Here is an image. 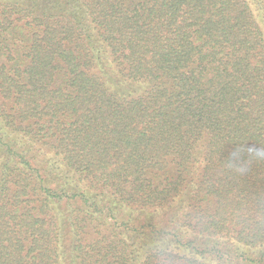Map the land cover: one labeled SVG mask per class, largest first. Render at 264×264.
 I'll use <instances>...</instances> for the list:
<instances>
[{
    "label": "trees",
    "instance_id": "obj_1",
    "mask_svg": "<svg viewBox=\"0 0 264 264\" xmlns=\"http://www.w3.org/2000/svg\"><path fill=\"white\" fill-rule=\"evenodd\" d=\"M0 264H264V0H0Z\"/></svg>",
    "mask_w": 264,
    "mask_h": 264
}]
</instances>
